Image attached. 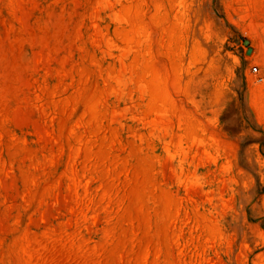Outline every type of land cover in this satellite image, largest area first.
Here are the masks:
<instances>
[{
  "label": "rangeland",
  "instance_id": "1",
  "mask_svg": "<svg viewBox=\"0 0 264 264\" xmlns=\"http://www.w3.org/2000/svg\"><path fill=\"white\" fill-rule=\"evenodd\" d=\"M0 264H264V0H0Z\"/></svg>",
  "mask_w": 264,
  "mask_h": 264
},
{
  "label": "built area",
  "instance_id": "2",
  "mask_svg": "<svg viewBox=\"0 0 264 264\" xmlns=\"http://www.w3.org/2000/svg\"><path fill=\"white\" fill-rule=\"evenodd\" d=\"M256 70H257V68L254 67V71H256Z\"/></svg>",
  "mask_w": 264,
  "mask_h": 264
},
{
  "label": "water",
  "instance_id": "3",
  "mask_svg": "<svg viewBox=\"0 0 264 264\" xmlns=\"http://www.w3.org/2000/svg\"><path fill=\"white\" fill-rule=\"evenodd\" d=\"M248 53L250 52V49H248V51H247Z\"/></svg>",
  "mask_w": 264,
  "mask_h": 264
}]
</instances>
